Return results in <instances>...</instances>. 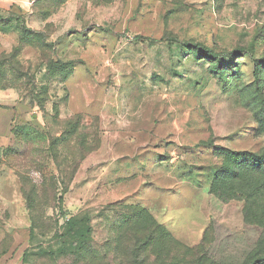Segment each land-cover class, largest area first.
<instances>
[{
	"label": "rangeland",
	"instance_id": "rangeland-1",
	"mask_svg": "<svg viewBox=\"0 0 264 264\" xmlns=\"http://www.w3.org/2000/svg\"><path fill=\"white\" fill-rule=\"evenodd\" d=\"M9 25L0 90L15 93L16 118L0 147V258L23 264L26 250L27 264H72L42 253L60 250L56 232L78 215L103 253L133 206L187 245L214 223L217 256L250 249L260 232L244 223L242 203L217 200L211 187L216 149L264 153V0H12L0 8L6 41ZM25 28L51 46L20 43ZM77 115L78 139L100 148L68 181L66 156L54 162L45 137ZM35 188L32 225L23 192Z\"/></svg>",
	"mask_w": 264,
	"mask_h": 264
},
{
	"label": "trees",
	"instance_id": "trees-1",
	"mask_svg": "<svg viewBox=\"0 0 264 264\" xmlns=\"http://www.w3.org/2000/svg\"><path fill=\"white\" fill-rule=\"evenodd\" d=\"M20 40L21 43L36 47L41 52H43V44L51 46L46 40L44 41L41 33L26 28L23 29ZM195 47L205 56H213V53L205 47L201 45ZM43 62L47 76L52 70V63L46 60ZM62 67L65 69V65ZM66 80L67 77H64V82ZM46 93L49 98L47 90ZM44 101H33L32 106L37 105L43 109ZM54 111L58 114L56 106ZM75 118L76 120L67 121V128L60 135L44 136L49 140L54 162L59 164L62 154L66 156V169L69 172L65 174L64 180L68 181H72L76 176L80 164L100 148L98 142L95 148L87 151V143L78 139L76 133L81 123V116L77 115ZM216 153L223 158V161L222 168L217 172L216 181L211 187V195L223 203L241 202L244 223L260 232L258 239L240 258H227L222 254L217 256L214 253L213 250L219 247L221 242L214 223L205 230L201 242L191 246L176 239L162 223L157 221L150 210L142 206L130 207L129 214L125 215L124 220L113 227V233L103 246V253L93 244L94 230L89 219L78 215L67 217L64 232H56V236L61 240L60 250L52 253L45 251L42 254L48 259L60 254L61 260L71 261L72 264H264V198H262L264 185H259L264 183V153L232 152L221 148L216 149ZM39 178L44 183L46 177L41 175ZM36 193V188L32 193L28 192V195L23 192L28 202L27 208L31 215L30 219L32 218V225L34 219L31 212H33ZM47 195L50 196L49 193ZM57 200L60 204L63 202L62 197ZM63 209L61 207L59 211L63 212ZM111 253L114 257L110 256ZM27 255L25 251L23 264H27Z\"/></svg>",
	"mask_w": 264,
	"mask_h": 264
},
{
	"label": "crops",
	"instance_id": "crops-1",
	"mask_svg": "<svg viewBox=\"0 0 264 264\" xmlns=\"http://www.w3.org/2000/svg\"><path fill=\"white\" fill-rule=\"evenodd\" d=\"M10 2H12V0H0V8H3L5 4L7 6V4H10ZM8 6H9L8 7L9 10L11 5ZM5 28L6 29L4 30L7 32L6 33L3 32V33L7 35L9 39L8 41H6V39H4V36H2V32L0 31L1 32L0 52L6 49H8V51L11 52L12 51L11 49L14 48H11V44H10V36H11L10 25L8 26V28L7 27ZM14 43L15 42L13 41V44ZM15 96H16L15 93L11 90L8 91L0 90V147L9 145L13 138V125L15 123V118H16V110H15L16 104H14V102H16ZM33 122L36 124V126H39L40 128H42V126L45 125L44 123L40 122L38 119H33ZM25 251L22 253V255H20V257L19 255L17 257L18 260L21 259V262H23V255ZM12 262L13 261L10 260L9 257L0 258V264H12Z\"/></svg>",
	"mask_w": 264,
	"mask_h": 264
}]
</instances>
